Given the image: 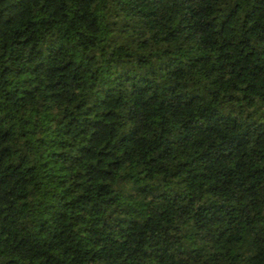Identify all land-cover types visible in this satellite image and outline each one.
I'll return each mask as SVG.
<instances>
[{"label":"trees","instance_id":"16d2710c","mask_svg":"<svg viewBox=\"0 0 264 264\" xmlns=\"http://www.w3.org/2000/svg\"><path fill=\"white\" fill-rule=\"evenodd\" d=\"M0 264H264V0H0Z\"/></svg>","mask_w":264,"mask_h":264}]
</instances>
